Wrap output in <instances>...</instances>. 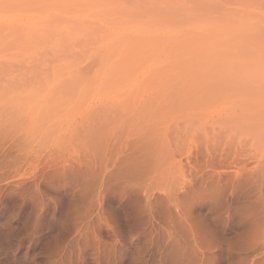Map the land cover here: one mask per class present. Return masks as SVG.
<instances>
[{
    "label": "rangeland",
    "instance_id": "rangeland-1",
    "mask_svg": "<svg viewBox=\"0 0 264 264\" xmlns=\"http://www.w3.org/2000/svg\"><path fill=\"white\" fill-rule=\"evenodd\" d=\"M0 264H264V0H0Z\"/></svg>",
    "mask_w": 264,
    "mask_h": 264
}]
</instances>
